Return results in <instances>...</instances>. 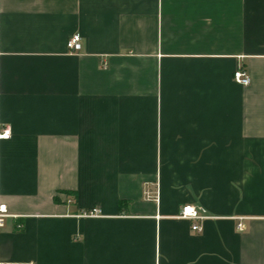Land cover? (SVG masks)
I'll return each mask as SVG.
<instances>
[{
	"label": "crops",
	"instance_id": "1",
	"mask_svg": "<svg viewBox=\"0 0 264 264\" xmlns=\"http://www.w3.org/2000/svg\"><path fill=\"white\" fill-rule=\"evenodd\" d=\"M0 125L1 262L264 264V0H0Z\"/></svg>",
	"mask_w": 264,
	"mask_h": 264
},
{
	"label": "built area",
	"instance_id": "2",
	"mask_svg": "<svg viewBox=\"0 0 264 264\" xmlns=\"http://www.w3.org/2000/svg\"><path fill=\"white\" fill-rule=\"evenodd\" d=\"M66 47L70 52H77L81 49L80 45V37L78 34L73 35L70 37L66 43ZM233 80L239 85L248 86L250 83V77L247 75L246 72L242 70H237L233 74ZM10 137V130L8 127H2L0 125V140L8 139ZM99 215V211L93 209L84 213L85 217H97ZM9 217H13L10 215L7 209V206L0 202V230L4 227L5 220ZM16 218V217H13ZM177 219L188 221L191 223L190 229L193 232H201L202 231V224L206 220L211 219L212 217L205 214L204 211L196 208L193 205L185 204L180 208L178 215L176 216ZM19 227H21L19 225ZM243 229L241 224L237 225V230L241 231ZM0 264H15V263H8V262H1Z\"/></svg>",
	"mask_w": 264,
	"mask_h": 264
},
{
	"label": "trees",
	"instance_id": "3",
	"mask_svg": "<svg viewBox=\"0 0 264 264\" xmlns=\"http://www.w3.org/2000/svg\"><path fill=\"white\" fill-rule=\"evenodd\" d=\"M70 194V193H69ZM126 202L125 201H119L118 202V209H123L126 206Z\"/></svg>",
	"mask_w": 264,
	"mask_h": 264
}]
</instances>
